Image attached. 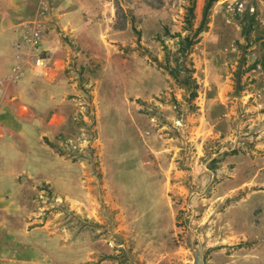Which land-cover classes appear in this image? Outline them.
I'll list each match as a JSON object with an SVG mask.
<instances>
[{
  "label": "rangeland",
  "instance_id": "374dc122",
  "mask_svg": "<svg viewBox=\"0 0 264 264\" xmlns=\"http://www.w3.org/2000/svg\"><path fill=\"white\" fill-rule=\"evenodd\" d=\"M53 3L35 0L30 22L43 36ZM207 4L187 60L197 86L189 100V74L164 67L184 64L173 36H192ZM109 9L114 74L97 73L98 84L76 75L80 95L55 146L82 168L67 169L63 186L55 173L50 183L14 179L0 251L31 247L35 264L57 260L27 235L54 224L79 264L85 255L92 264H264V0H111Z\"/></svg>",
  "mask_w": 264,
  "mask_h": 264
},
{
  "label": "crops",
  "instance_id": "0c3cea01",
  "mask_svg": "<svg viewBox=\"0 0 264 264\" xmlns=\"http://www.w3.org/2000/svg\"><path fill=\"white\" fill-rule=\"evenodd\" d=\"M110 2L54 0L55 22L42 38L41 57L35 58L27 57L23 46L27 24L35 14V0H0V207L4 210L7 209L4 204L13 203L6 197L11 198L14 189H19L15 178L40 176L50 183V174L55 173L63 186L70 181L67 169L82 168V164L55 153V146L65 130L72 107L76 106L75 97L80 95L76 75L83 72L91 78V84H98L99 81L92 79L97 73L105 77L114 74L112 21L107 15L111 12ZM17 44H20L19 50ZM16 68L21 71L14 78ZM101 101L110 107L108 97ZM104 156L103 141L102 158ZM106 185L110 187L107 182ZM27 235L45 240L46 249L51 248L57 260L48 264H79L80 260L72 259L79 257L80 250L71 242H63L66 235L58 232L54 224L34 228ZM30 249L23 256H16L11 250L0 251V264H35ZM85 256L81 264H92L94 260ZM138 257L139 261L144 260ZM95 261L119 264L114 258Z\"/></svg>",
  "mask_w": 264,
  "mask_h": 264
},
{
  "label": "trees",
  "instance_id": "16d2710c",
  "mask_svg": "<svg viewBox=\"0 0 264 264\" xmlns=\"http://www.w3.org/2000/svg\"><path fill=\"white\" fill-rule=\"evenodd\" d=\"M208 8H209V4H207L205 6L201 24L194 31L192 36H190V35L182 36L181 34H175L173 36V37L178 38V40L176 42L177 50H176V54L174 55V56H177L175 61L181 60L182 62H184V64H181V65L176 64V66L173 68H170L169 66L164 67V69L168 72V74L175 79L178 77V74H176V73H179L181 71H184L185 73L189 74L186 76L185 81L182 82L183 85H190L191 86L190 87L191 92L189 94V100L196 97L195 89L197 88V86L193 81L192 82L190 81V79H191L190 74L192 73V69L189 67V66H191V64L189 62H187V60H188V56L191 53L193 46L197 43V37L203 31V25L206 21ZM188 14H189V18L191 19L192 12H188ZM190 19H188L189 25H190ZM166 61H168V58H166ZM187 63H188V67H186ZM179 69H180V71H179Z\"/></svg>",
  "mask_w": 264,
  "mask_h": 264
},
{
  "label": "built area",
  "instance_id": "2783aa9c",
  "mask_svg": "<svg viewBox=\"0 0 264 264\" xmlns=\"http://www.w3.org/2000/svg\"><path fill=\"white\" fill-rule=\"evenodd\" d=\"M250 10L253 11V8H251ZM41 12L42 13L48 12L47 7H42ZM36 19L37 18H35L32 22H29V24H27L26 33H25L26 37L23 42V46L26 48L27 57L39 58V56L43 53V51H41L40 44L43 38L44 29L41 26V24H39L36 21ZM19 45L20 44L16 45L17 49L19 48ZM20 71H21L20 68L15 69L13 74L14 78H17V76L20 74Z\"/></svg>",
  "mask_w": 264,
  "mask_h": 264
}]
</instances>
